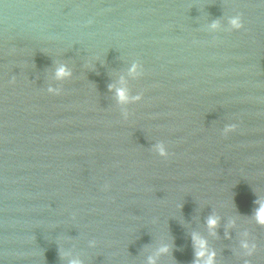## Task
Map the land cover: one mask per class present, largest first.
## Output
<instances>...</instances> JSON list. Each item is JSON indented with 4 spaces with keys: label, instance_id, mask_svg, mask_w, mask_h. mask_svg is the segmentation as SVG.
<instances>
[{
    "label": "water",
    "instance_id": "water-1",
    "mask_svg": "<svg viewBox=\"0 0 264 264\" xmlns=\"http://www.w3.org/2000/svg\"><path fill=\"white\" fill-rule=\"evenodd\" d=\"M261 201L264 0H0V264H264Z\"/></svg>",
    "mask_w": 264,
    "mask_h": 264
},
{
    "label": "clouds",
    "instance_id": "clouds-1",
    "mask_svg": "<svg viewBox=\"0 0 264 264\" xmlns=\"http://www.w3.org/2000/svg\"><path fill=\"white\" fill-rule=\"evenodd\" d=\"M230 23L234 29L239 30L242 27L241 20L238 17L231 20ZM213 27H216V25H213ZM130 71L134 73L136 71L135 66ZM69 75L70 73L63 66L58 68L56 71V77L58 79L66 78ZM50 91L52 90L50 89ZM116 96L120 103H127L129 101L128 93L125 88L116 89ZM135 99H138V97ZM157 147L161 156L167 155L162 146ZM254 218L257 224L264 226V201L259 202V206L255 211ZM207 224L209 229H214L217 225V219L215 217H209ZM193 242L196 248L197 261H200L201 264H215V253L210 252L207 249V242L197 236H193ZM241 246L245 249H248V254H251L253 249H249V245L247 243H242ZM167 251L168 249L166 247L160 249L161 253ZM71 264H79V261H72ZM149 264H155L154 260L150 259Z\"/></svg>",
    "mask_w": 264,
    "mask_h": 264
}]
</instances>
